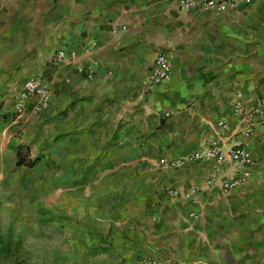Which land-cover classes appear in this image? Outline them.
Returning a JSON list of instances; mask_svg holds the SVG:
<instances>
[{
  "label": "crops",
  "instance_id": "crops-1",
  "mask_svg": "<svg viewBox=\"0 0 264 264\" xmlns=\"http://www.w3.org/2000/svg\"><path fill=\"white\" fill-rule=\"evenodd\" d=\"M0 26L1 49L18 51L0 74V138L14 157L18 144L40 158L32 151L57 142L71 156L97 154L118 202L108 226L122 264H264V113L231 106L251 110L264 96V0L223 11L179 0H0ZM57 49L77 57L53 65ZM159 51L170 72L151 85ZM31 77L48 87V105L31 114L29 101L15 116L9 107ZM210 139L221 150L240 143L248 178L226 191L207 183L234 174L187 159Z\"/></svg>",
  "mask_w": 264,
  "mask_h": 264
},
{
  "label": "rangeland",
  "instance_id": "rangeland-1",
  "mask_svg": "<svg viewBox=\"0 0 264 264\" xmlns=\"http://www.w3.org/2000/svg\"><path fill=\"white\" fill-rule=\"evenodd\" d=\"M5 39L0 26V74L13 66L7 67L12 49H1ZM12 52L16 59L18 51ZM9 110L16 116L13 102ZM58 143L32 151L40 161L25 168L15 165L12 148L0 138V236L10 239L11 247L19 241L0 264H90L100 254L110 264H122L108 226L118 202L102 187L97 154L71 156Z\"/></svg>",
  "mask_w": 264,
  "mask_h": 264
},
{
  "label": "built area",
  "instance_id": "built-area-1",
  "mask_svg": "<svg viewBox=\"0 0 264 264\" xmlns=\"http://www.w3.org/2000/svg\"><path fill=\"white\" fill-rule=\"evenodd\" d=\"M180 5L184 9H190L192 7L200 9H209L214 11H223L228 7L233 6L235 3H241L247 5L251 0H179ZM77 57L76 51L73 49H57L51 57V63L53 65L60 64L63 60H75ZM95 61L92 60L86 65V77L91 78L93 76L92 66L95 65ZM170 72V62L168 57L163 52H157L152 60L151 66L148 70L147 81L149 84H156L164 80ZM50 93L48 87L43 84L38 78H29L23 82L13 100V110L16 115H20L24 110L27 102H32L29 107L31 114L37 113L41 108L48 105ZM232 109L234 112L241 113L247 117L254 114L264 113V96L259 100V104L251 109L246 110L241 107L238 101L231 102ZM167 113H164L166 116ZM264 115V114H263ZM217 127L220 129H226L227 124L223 120L217 121ZM214 139H210L202 151L191 152L187 159L188 160H206L210 161L214 166L223 164L229 165V168L233 170V175L224 176L221 178L210 177L207 180L208 184H217L222 190L226 191L237 185L239 182L248 178L250 174L249 166L252 164L251 158L245 152L244 148L241 147L240 143H235L232 147L227 150L219 149L215 144ZM158 163L163 164L165 161L159 159ZM235 173L238 175L235 177ZM196 187L193 185L190 192H193ZM174 193V190H170V193ZM155 264L154 260L150 261Z\"/></svg>",
  "mask_w": 264,
  "mask_h": 264
},
{
  "label": "trees",
  "instance_id": "trees-1",
  "mask_svg": "<svg viewBox=\"0 0 264 264\" xmlns=\"http://www.w3.org/2000/svg\"><path fill=\"white\" fill-rule=\"evenodd\" d=\"M39 157H30L28 153L27 146L18 144L15 152V165L23 166L25 168H32L38 161ZM10 239H2L0 236V257L2 259H7V257L11 254V248L17 247L19 241H14L13 246L11 247Z\"/></svg>",
  "mask_w": 264,
  "mask_h": 264
}]
</instances>
